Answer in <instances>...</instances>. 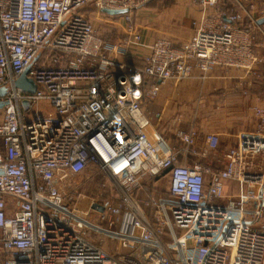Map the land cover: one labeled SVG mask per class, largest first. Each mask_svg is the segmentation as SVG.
<instances>
[{
	"label": "built area",
	"instance_id": "obj_1",
	"mask_svg": "<svg viewBox=\"0 0 264 264\" xmlns=\"http://www.w3.org/2000/svg\"><path fill=\"white\" fill-rule=\"evenodd\" d=\"M194 1L203 14L176 44L134 25L150 0H0V264H264V105L222 167L188 161L202 155L194 128L177 130L181 148L149 133L144 105L167 80L264 63L253 23ZM93 3L127 8L128 35L105 39L84 12ZM26 70L35 92L16 84ZM206 142L215 152L220 137ZM85 171L112 178L117 201L80 208L65 188Z\"/></svg>",
	"mask_w": 264,
	"mask_h": 264
},
{
	"label": "crops",
	"instance_id": "obj_2",
	"mask_svg": "<svg viewBox=\"0 0 264 264\" xmlns=\"http://www.w3.org/2000/svg\"><path fill=\"white\" fill-rule=\"evenodd\" d=\"M220 4L219 0L215 13L238 12L244 16L243 24H254L255 51L264 60V23H257L259 18L264 17V0H238V7L228 6L225 11H221ZM141 7L134 10L136 17L133 16V23L146 42L168 37L176 44L183 43L195 32L193 21L203 14L200 4L194 0H155ZM127 27L128 24L124 37L128 35ZM147 52V48L137 50L141 57ZM134 60L141 61L138 58ZM257 105H264L262 62L252 69L218 67L205 79L167 80L161 84L159 94L146 101L144 110L151 117L149 133L152 136L159 133L169 144L181 148L177 130L194 128L201 161L206 165L222 167L226 164L228 149L237 145L239 135L256 128L253 108ZM209 133H217L220 137L215 152H210L207 146ZM195 159L190 157L188 161ZM232 189L237 191L236 183L228 182V196L236 194L232 193Z\"/></svg>",
	"mask_w": 264,
	"mask_h": 264
},
{
	"label": "rangeland",
	"instance_id": "obj_3",
	"mask_svg": "<svg viewBox=\"0 0 264 264\" xmlns=\"http://www.w3.org/2000/svg\"><path fill=\"white\" fill-rule=\"evenodd\" d=\"M155 0H150L147 4L153 3ZM221 1V11H225V7L229 8L233 5L234 8L238 7V0H220ZM242 1V0H240ZM245 1V0H244ZM255 2L259 0H254ZM219 3V1H218ZM145 4L142 7H146ZM141 7V8H142ZM85 14L91 19L97 31L107 40L118 42L124 38L126 32L125 28L127 23L124 21L123 17L120 15H109L102 10L98 9L96 4H90L84 9ZM136 17V14L133 15ZM261 33V32H260ZM192 156L191 158H193ZM199 161L202 158L196 157ZM195 159V160H196ZM254 163L257 165L255 168L257 171H264V153L258 155L254 159ZM70 186L68 185L66 189L69 193L76 194L78 206L84 210L89 209V205L92 199L98 201H110L112 203L116 202L118 199V192L115 189V182L108 175L101 172H91L85 171L81 174H72L69 176ZM157 193L161 194L167 190V179L163 178L157 183ZM237 186V185H236ZM234 189H232L233 191ZM237 191H233L234 193Z\"/></svg>",
	"mask_w": 264,
	"mask_h": 264
},
{
	"label": "water",
	"instance_id": "obj_4",
	"mask_svg": "<svg viewBox=\"0 0 264 264\" xmlns=\"http://www.w3.org/2000/svg\"><path fill=\"white\" fill-rule=\"evenodd\" d=\"M102 12H105L107 14L110 15H120V14H124L128 12L127 8H102ZM258 24H262L264 23V17H261L257 20ZM27 72L28 70H26L17 80L16 84L18 87L23 88L24 90L28 91V92H35L37 89V85L34 82L33 79H30L27 77ZM7 89L6 88H0V95H4L6 94ZM28 102H25L24 105H27ZM101 209H103V207H101ZM260 227L264 228V224H261Z\"/></svg>",
	"mask_w": 264,
	"mask_h": 264
},
{
	"label": "trees",
	"instance_id": "obj_5",
	"mask_svg": "<svg viewBox=\"0 0 264 264\" xmlns=\"http://www.w3.org/2000/svg\"><path fill=\"white\" fill-rule=\"evenodd\" d=\"M152 190H154V192H156L157 193V189L156 188H154V186L152 185Z\"/></svg>",
	"mask_w": 264,
	"mask_h": 264
}]
</instances>
